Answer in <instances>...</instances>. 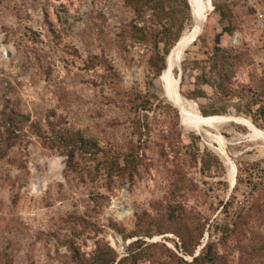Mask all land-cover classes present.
<instances>
[{"label":"rangeland","instance_id":"obj_1","mask_svg":"<svg viewBox=\"0 0 264 264\" xmlns=\"http://www.w3.org/2000/svg\"><path fill=\"white\" fill-rule=\"evenodd\" d=\"M163 1L0 0V264H264V0Z\"/></svg>","mask_w":264,"mask_h":264},{"label":"trees","instance_id":"obj_2","mask_svg":"<svg viewBox=\"0 0 264 264\" xmlns=\"http://www.w3.org/2000/svg\"><path fill=\"white\" fill-rule=\"evenodd\" d=\"M128 4L133 8V11L138 15V16H146L150 11L152 12V15L154 17L157 18V22L155 23V25L159 26V24H161L163 22V19L168 20L166 23L170 24L171 27L174 26L172 20H171V16L172 15H177V14H182L184 11L182 12H178L175 11L174 8H170V6L168 5H164V1L163 0H127ZM182 6V7H181ZM180 8H183L185 10L186 13L189 12V6H188V2H186V0H183V3H180L179 5ZM167 9V10H166ZM152 26V27H145V28H137L136 27V38L137 40L142 43V44H153L155 45L156 43V38L158 37L159 33H157V28L156 26ZM182 25L180 26V30H182ZM170 30V29H169ZM167 30V31H169ZM180 30L178 32V34L176 35L175 38V43H177V41L180 38ZM166 33V30L164 31ZM219 38L220 35H217L215 37V44L218 45L219 44ZM172 47L169 50L165 51V56L162 57L160 59L161 62V68L158 71L159 73H161L164 69H165V63H166V57L169 54V51H171ZM221 50V49H219ZM158 73V75H159ZM226 77V76H225ZM201 114L203 117H210V116H217L219 115L218 112H213V113H208L205 111H201ZM257 115L258 117H260V119H262L264 121V108L260 107L258 110H256L255 114L253 115V117H251V121L254 124H257ZM72 140H74L75 138L71 137ZM80 141H82V139H80ZM118 244H120L121 242L118 241ZM206 260V254L202 255L200 254L198 257L193 259V263L197 264L200 261H205ZM213 259H208V262H213ZM122 260H120L119 262H117V264H120ZM115 261H112V264H114Z\"/></svg>","mask_w":264,"mask_h":264},{"label":"bare ground","instance_id":"obj_3","mask_svg":"<svg viewBox=\"0 0 264 264\" xmlns=\"http://www.w3.org/2000/svg\"><path fill=\"white\" fill-rule=\"evenodd\" d=\"M202 2H203V1H202ZM191 3H192V10H193V19H194V21H195L197 24H200V23L204 20V16H205L204 10H202V8L199 7V6H198V7L194 6L192 0H191ZM203 6H204V5H203ZM206 12H207V11H206ZM194 34H195V30H193V31L190 33L189 37L186 39V43H185V45H184L182 48H180V49H178V50L176 51V53L174 54L173 58H172L171 61H170V64H169V66H168V70H170L171 68H173V66L177 63V61L179 60L180 56L182 55V53H183L185 47H187V46L191 43ZM195 36H196V35H195ZM187 48H188V47H187ZM168 70H167V71H168ZM166 73H167V72H164V79H165V80H166V78H165ZM166 82H167V80H166ZM167 84L169 85L168 82H167ZM169 86H170V85H169ZM170 88L175 92V90H174L172 87H170ZM175 95H176V94H175ZM173 97H174V96H173ZM195 111H196V110H195ZM195 117H196V116H195ZM207 121H208V120H207ZM201 122H202V119H201L199 116H197L195 123H189V122L183 120V121H182V126L184 127L185 130H187V129L191 128L192 126H196V127L199 126V125L201 124ZM199 128H200V127H199ZM191 129H192V128H191ZM191 129H190V130H191ZM35 169H36V168H35ZM33 172H34V171H33ZM41 176H42V175H41ZM41 176H40V172L37 171V169H36L35 172H34V180H33V183H34V184H39V183H43V182H49V181L52 180V178H53L52 163L47 164L46 174H45L43 177H41Z\"/></svg>","mask_w":264,"mask_h":264},{"label":"built area","instance_id":"obj_4","mask_svg":"<svg viewBox=\"0 0 264 264\" xmlns=\"http://www.w3.org/2000/svg\"><path fill=\"white\" fill-rule=\"evenodd\" d=\"M256 19V23L258 24L260 31L264 34V19L262 15L258 16Z\"/></svg>","mask_w":264,"mask_h":264},{"label":"water","instance_id":"obj_5","mask_svg":"<svg viewBox=\"0 0 264 264\" xmlns=\"http://www.w3.org/2000/svg\"><path fill=\"white\" fill-rule=\"evenodd\" d=\"M7 58L9 57V53L6 54Z\"/></svg>","mask_w":264,"mask_h":264}]
</instances>
